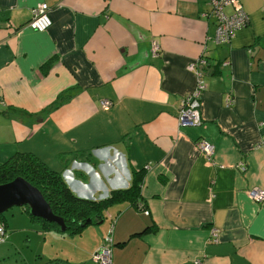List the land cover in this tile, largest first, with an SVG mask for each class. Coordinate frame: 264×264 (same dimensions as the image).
<instances>
[{"label":"crops","instance_id":"1","mask_svg":"<svg viewBox=\"0 0 264 264\" xmlns=\"http://www.w3.org/2000/svg\"><path fill=\"white\" fill-rule=\"evenodd\" d=\"M239 1L246 26L214 44L206 0H0V161L32 154L85 200L142 174L135 206L115 202L81 234L27 219L34 264H96L101 247L111 264H264V201L247 195L264 190V0ZM40 4L43 33L25 27ZM199 58L201 125L180 128Z\"/></svg>","mask_w":264,"mask_h":264},{"label":"trees","instance_id":"2","mask_svg":"<svg viewBox=\"0 0 264 264\" xmlns=\"http://www.w3.org/2000/svg\"><path fill=\"white\" fill-rule=\"evenodd\" d=\"M226 9L229 8H225V12ZM210 69L211 67L206 65L203 68L204 74L206 75ZM60 98H63V96ZM18 177L40 192L44 201L49 205L51 212L63 219L66 225L65 232L71 233L70 236L81 234L87 226L101 222L104 219L106 209L115 202L125 201L135 206L138 199H140L139 187L142 182V174L137 173L132 176L131 186L128 189L111 191L106 198L101 200L80 199L66 185L62 178V172L52 171L36 156L29 153H15L0 164V185L9 183ZM138 208L145 214L143 205L138 206ZM22 210L28 214L27 207H22ZM1 216L0 225L5 230L6 223ZM30 218L32 222L43 224L46 229H55L58 233H61L59 227L55 224L46 223L31 216ZM146 228V230L153 229L152 227ZM109 238L110 242H105L111 245V236ZM48 264L56 263L51 261Z\"/></svg>","mask_w":264,"mask_h":264},{"label":"built area","instance_id":"3","mask_svg":"<svg viewBox=\"0 0 264 264\" xmlns=\"http://www.w3.org/2000/svg\"><path fill=\"white\" fill-rule=\"evenodd\" d=\"M211 8V16L216 20V29L213 37L214 44H223L232 39L235 33L246 26L247 16L242 10L239 0H206ZM225 8H229L230 12L226 13ZM49 8L45 4H40L31 11L29 21L25 27L43 33L51 26L49 18ZM159 52L158 46L153 48V56H157ZM206 63L202 58L195 59L188 66L187 70L193 73L195 77V85L192 91L181 100L180 107L177 113V125L180 128H194L201 125V120L198 113V101L202 91L205 89L203 82ZM112 106L109 101H101L100 107L103 110H108ZM197 147L206 157L212 155V147L204 142H198ZM72 176V171L67 170L65 174ZM68 176V177H69ZM66 175H64V178ZM250 200L255 203L264 201V190L259 188H251L247 191ZM145 215L148 212L145 211ZM215 237V233H211ZM5 239L4 228L0 225V243ZM106 242H110L109 238H105ZM92 261L96 264H111V251L108 247H101L92 255Z\"/></svg>","mask_w":264,"mask_h":264},{"label":"rangeland","instance_id":"4","mask_svg":"<svg viewBox=\"0 0 264 264\" xmlns=\"http://www.w3.org/2000/svg\"><path fill=\"white\" fill-rule=\"evenodd\" d=\"M13 154H11L10 156H12ZM6 159H2L0 161V164L3 163ZM21 210L22 208L20 207H13L8 211L4 212L1 216L5 223H8V220L13 218L12 215L14 216V218L13 221L10 222L11 224H8L7 237L5 236L6 238L4 239V241L0 243V264H34L32 260L37 261V258H34L32 256L36 253L37 249L39 250V239L37 238V240L32 236V238L28 237V233H23L24 230H27V221L29 220V226V224H31L32 219L28 214L24 216V219H19L18 215L22 213ZM20 230H22V234ZM11 231L17 232H14L12 234L14 236L8 240ZM70 234L71 233L69 232H65L62 234V236L70 238ZM33 235L35 237V234ZM27 239L30 241V243H27ZM66 255H71V253L66 250Z\"/></svg>","mask_w":264,"mask_h":264},{"label":"water","instance_id":"5","mask_svg":"<svg viewBox=\"0 0 264 264\" xmlns=\"http://www.w3.org/2000/svg\"><path fill=\"white\" fill-rule=\"evenodd\" d=\"M13 207H27L31 217L55 224L61 233L66 231L63 219L51 212L40 192L20 177L0 185V215Z\"/></svg>","mask_w":264,"mask_h":264},{"label":"clouds","instance_id":"6","mask_svg":"<svg viewBox=\"0 0 264 264\" xmlns=\"http://www.w3.org/2000/svg\"><path fill=\"white\" fill-rule=\"evenodd\" d=\"M63 174V173H62ZM63 178V177H62ZM63 180H65V178H63ZM65 182V181H64ZM66 183V182H65ZM67 185V184H66Z\"/></svg>","mask_w":264,"mask_h":264}]
</instances>
